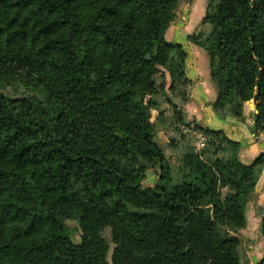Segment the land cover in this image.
Segmentation results:
<instances>
[{"label": "trees", "instance_id": "obj_1", "mask_svg": "<svg viewBox=\"0 0 264 264\" xmlns=\"http://www.w3.org/2000/svg\"><path fill=\"white\" fill-rule=\"evenodd\" d=\"M181 1L0 0V264H241L264 152L244 163L239 140L173 100L191 81L184 44L166 38ZM212 6L209 30L191 35L208 52L212 106L243 117L254 100L264 130V0ZM158 123L180 132L178 165ZM192 123L208 140L189 153Z\"/></svg>", "mask_w": 264, "mask_h": 264}, {"label": "rangeland", "instance_id": "obj_2", "mask_svg": "<svg viewBox=\"0 0 264 264\" xmlns=\"http://www.w3.org/2000/svg\"><path fill=\"white\" fill-rule=\"evenodd\" d=\"M216 2L217 0H182L179 4L177 18L175 19V21H173L170 24L169 28L166 31V38L170 41H175V42H181V41L184 42L185 40L190 41L194 45H197L198 47H203L204 48L203 50H205L208 55L206 46L202 45L199 41L193 39L191 35H196L200 31L209 30V26L204 23L203 19H204V16L206 15L207 10L209 9L211 10L213 8L212 5L215 4ZM197 46H194V47H197ZM188 60H189V54H188V58L186 62L187 63V73H188V68H190ZM191 65L195 66V61L191 62ZM168 82H169V79H168ZM185 89L187 93L186 99H182L180 96L177 97V95L174 96L172 94L173 100L179 103L181 109H183V107L185 106V103L188 102V100L190 99L192 89L194 90L192 81H190V83L187 85ZM153 98L157 100V102H159L162 107H166L168 109L167 110L168 113L170 112L169 111L170 103L168 102V100H166L164 97L160 95H153ZM254 109H255V101L251 100L250 103H248V107L246 108V111L250 110L252 112L251 115H253ZM183 112H184V109H183ZM152 113H153V119H154L158 113L157 109L153 108ZM222 113H225V112H222ZM184 116L187 117L186 112H184ZM192 120H197V119L193 118L189 121H192ZM193 125H194L193 123L192 125H187V124L182 125L183 130L187 133V136H188L187 140H183V145L187 143L189 144L188 145L190 149L189 153H192L193 151L201 149L206 144V141L208 140V136L204 134L202 131L198 129L197 130L194 129L192 127ZM156 132H157L156 136L159 142L166 148L167 155L171 158V160L173 161L175 165H178L180 163L179 154L182 153V150L179 148L177 149L171 148L168 144L170 141V137L173 135H176L179 137L181 136L180 132L175 131L173 127H168L163 123L157 124ZM254 139H255V142L259 143V138L254 137ZM260 153L261 151H259V154ZM239 156H240V159L244 163H251L254 159L253 158L251 160H248L246 157H244L243 154H240V152H239ZM209 170H211V166H209ZM157 179H158L157 170L156 169L151 170L147 173L146 177L143 179L142 185L144 187L151 186L157 181ZM220 189L223 193L229 191L230 190L229 184H227L226 182H222L220 185ZM263 206H264V178L261 179L257 183L253 196L249 204L247 205L246 226L244 228H241L238 231V236L241 238V241H242V244L240 247L241 264H258V261L264 256V234L262 233V230H261V215H260L261 214L260 212ZM69 224L72 228H74L75 226L78 225V222L77 220L72 219V220H69ZM103 235L107 239L109 246H110V249L108 252V259L111 262L112 252H113V248L115 244L112 240L110 227L104 228ZM73 238L75 241H79L80 231H76L73 235ZM258 240H261V241H259L258 243Z\"/></svg>", "mask_w": 264, "mask_h": 264}, {"label": "crops", "instance_id": "obj_3", "mask_svg": "<svg viewBox=\"0 0 264 264\" xmlns=\"http://www.w3.org/2000/svg\"><path fill=\"white\" fill-rule=\"evenodd\" d=\"M181 43L189 54L188 76L194 88L190 99L183 107L187 115L186 119L196 118L203 125L225 130L230 137L241 142L240 154L248 160L255 158L259 151H264V130H255L254 116L251 115L250 110L245 111L243 117H233L227 112H217L213 109L212 103L216 100L218 92L210 77L209 56L203 47H198L187 40ZM194 61L195 66L191 65ZM254 137L259 138V143L255 142ZM260 177L258 182L264 178V168ZM259 241L261 240H258V243Z\"/></svg>", "mask_w": 264, "mask_h": 264}, {"label": "water", "instance_id": "obj_4", "mask_svg": "<svg viewBox=\"0 0 264 264\" xmlns=\"http://www.w3.org/2000/svg\"><path fill=\"white\" fill-rule=\"evenodd\" d=\"M249 103H250V101H249Z\"/></svg>", "mask_w": 264, "mask_h": 264}]
</instances>
